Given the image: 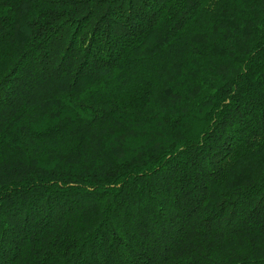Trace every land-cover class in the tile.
<instances>
[{"label": "trees", "instance_id": "16d2710c", "mask_svg": "<svg viewBox=\"0 0 264 264\" xmlns=\"http://www.w3.org/2000/svg\"><path fill=\"white\" fill-rule=\"evenodd\" d=\"M0 264H264V0H0Z\"/></svg>", "mask_w": 264, "mask_h": 264}]
</instances>
